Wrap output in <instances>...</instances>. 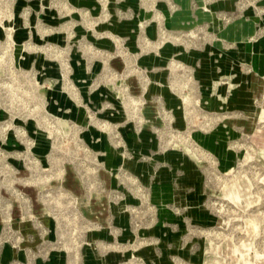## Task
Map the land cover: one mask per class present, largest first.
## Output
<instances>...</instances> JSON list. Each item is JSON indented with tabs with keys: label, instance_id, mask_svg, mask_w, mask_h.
Instances as JSON below:
<instances>
[{
	"label": "rangeland",
	"instance_id": "obj_1",
	"mask_svg": "<svg viewBox=\"0 0 264 264\" xmlns=\"http://www.w3.org/2000/svg\"><path fill=\"white\" fill-rule=\"evenodd\" d=\"M0 264H264V0H0Z\"/></svg>",
	"mask_w": 264,
	"mask_h": 264
}]
</instances>
